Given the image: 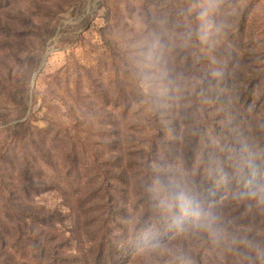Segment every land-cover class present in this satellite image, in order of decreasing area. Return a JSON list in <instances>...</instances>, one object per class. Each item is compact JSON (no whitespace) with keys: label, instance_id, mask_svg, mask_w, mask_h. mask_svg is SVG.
Instances as JSON below:
<instances>
[{"label":"rangeland","instance_id":"obj_1","mask_svg":"<svg viewBox=\"0 0 264 264\" xmlns=\"http://www.w3.org/2000/svg\"><path fill=\"white\" fill-rule=\"evenodd\" d=\"M158 100L166 123L189 125L180 145L150 119ZM232 139L262 150L264 0H0V231L17 258L19 232L39 229L25 205L64 214L45 223L56 224L53 243L69 241L61 253L88 252L106 192L126 210L117 234L133 235L149 161L170 184L189 186L208 140L229 158ZM163 143L181 154L165 159ZM43 183L55 190L36 194L32 184ZM153 187L152 204L171 213L172 193L156 179ZM197 224L201 238L188 232L129 264H264V188L201 203Z\"/></svg>","mask_w":264,"mask_h":264},{"label":"trees","instance_id":"obj_2","mask_svg":"<svg viewBox=\"0 0 264 264\" xmlns=\"http://www.w3.org/2000/svg\"><path fill=\"white\" fill-rule=\"evenodd\" d=\"M148 97L151 96L148 95L146 98ZM151 104L152 113L150 114V119L154 117L153 121L155 125L165 130L163 131L164 137H167L169 133L176 138V141L172 143L180 145L182 126L189 125L187 123L183 124L177 118H170L171 120L166 123V119H162L160 115L165 112L163 101ZM172 122L173 124H171ZM174 125L177 131H172L171 128ZM18 127L20 125L16 124L14 129ZM152 130L159 133L162 132L161 130H157L155 126L152 127ZM232 141V153L229 154L231 160H228L227 156L212 148V142L208 140V144L203 147L202 172L195 177L189 186L186 184H170L167 179H163V176L156 174L149 161L145 166L147 168L144 170L145 175L142 179L145 184L143 214L133 229V235L129 234L126 237H122L117 234L120 226L118 224L119 220H122L119 214L120 216L123 215L126 210L120 208L115 203V198L106 192L107 194L101 200L108 199V201L107 203L104 201L100 205V211L98 210L97 216L93 218L97 226V234L90 240L92 247L88 252L80 251L78 253H71L70 255L61 253L62 247L65 243H69V241L64 242L61 240L53 243L54 239L55 241L60 239L55 229L56 224L52 223L47 227L45 223L48 219H52L53 221L54 219L65 218L64 214L57 210L46 211L43 207H29L25 205V208L22 209V211L24 210L22 214H24L26 219L31 218L33 221L38 222V232H35V228H32L27 233H23L22 236L21 232H19L18 242L23 241V244L18 243V252L22 258L19 259L16 257V252L7 251L5 235L0 231V264H28L24 261V258L30 256L34 261L42 260V264H129L132 257L142 250L172 245L174 240L183 238L184 235H188V232H190L189 237H191V240L195 238L194 234H196L197 238H201L204 228L197 224L198 210L201 203L215 204L226 199L235 200L245 195L254 194L258 196L264 188V141L260 143L262 150L259 153L251 149L242 150L241 148L244 146L241 139H232ZM200 144L201 140L195 139L192 147L195 150L186 151L183 154L186 167L192 166V162L196 158V149L200 147ZM158 149V145H155L153 154L156 156V161H158V155H160V150ZM141 152L146 153V150L143 149ZM162 152L165 159L171 161H174L177 157L176 153L181 154L180 150L166 149L164 143ZM99 172L102 176L106 172L112 173L111 168ZM123 173H125V170ZM155 179L164 184V187L168 188V191L172 193L171 203L173 210L167 215L159 212L157 208L160 207L152 204L151 196L153 194ZM32 186L38 195L53 189L55 190L54 187L45 183L39 185L32 184ZM2 190L10 196L11 191L4 188V182H2ZM115 209L122 210V214ZM2 227L5 226L3 225ZM40 235H44L43 239L39 238L41 237ZM207 238L208 236H205L204 240ZM66 261L69 262L66 263Z\"/></svg>","mask_w":264,"mask_h":264},{"label":"clouds","instance_id":"obj_3","mask_svg":"<svg viewBox=\"0 0 264 264\" xmlns=\"http://www.w3.org/2000/svg\"><path fill=\"white\" fill-rule=\"evenodd\" d=\"M212 0H209V4L211 5ZM208 9L206 8L205 11L201 13V16L207 15Z\"/></svg>","mask_w":264,"mask_h":264}]
</instances>
